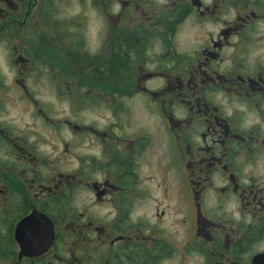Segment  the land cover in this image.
Masks as SVG:
<instances>
[{
  "label": "flooded vegetation",
  "instance_id": "af4514ba",
  "mask_svg": "<svg viewBox=\"0 0 264 264\" xmlns=\"http://www.w3.org/2000/svg\"><path fill=\"white\" fill-rule=\"evenodd\" d=\"M57 2L67 0H0V58L6 48L7 70L32 72L20 50H33L36 36L73 65L88 61L83 25L64 29ZM90 2L110 24L117 5L119 16L128 10L133 23L108 27L94 58V80L108 85L96 92L107 98L113 122L95 133V153L75 175L54 183L37 173L34 143L0 121V264H264V0ZM195 24L204 26L202 37L192 35ZM136 102L161 121L167 180L176 194L167 180L144 177L152 139L130 132L127 114ZM95 173V206L109 215L72 221V213L68 222L67 197ZM148 183L163 201L174 199L173 209L159 203L152 219L140 212ZM170 210L167 236L161 226ZM36 211L55 231L39 256L29 231L26 237L20 228ZM65 222L74 226L64 237Z\"/></svg>",
  "mask_w": 264,
  "mask_h": 264
},
{
  "label": "rangeland",
  "instance_id": "374dc122",
  "mask_svg": "<svg viewBox=\"0 0 264 264\" xmlns=\"http://www.w3.org/2000/svg\"><path fill=\"white\" fill-rule=\"evenodd\" d=\"M155 2L157 6L163 4V0H155ZM57 3L60 12L57 19L63 24L64 29L76 27L69 26L71 22L83 25V39L86 43L85 51L88 53V61L81 65H73L67 62L57 49L47 51L46 47H41L39 40L36 39L37 36L32 43L33 50L24 49V45L20 50L21 57H29L32 61L31 73L26 71L27 68L22 69L21 66L18 74L7 70L9 57L6 48L2 47L3 58H0V69L3 73L0 81V121L12 126L20 136L34 143L38 158L37 173L46 176L47 179H53L54 183H57L62 175L64 178L75 175L79 167L83 165L82 161L86 162L95 153L94 146L97 142L94 138L95 133L103 134L102 132L107 130L106 125L113 122L106 102L107 98L98 97L99 92H96L98 87L106 92L108 85L96 83L94 80L92 72L98 60L94 58L103 47L108 27H133L130 11L125 10V14L122 17L119 16V13L123 11L121 5H117L119 9L114 15V23L110 24L107 16L92 10L90 0H67V2ZM195 26L196 28L190 26L192 35H195L194 38L202 37L205 33L204 26L198 24ZM40 27L43 29L44 25ZM185 30L189 31V28ZM189 36L183 39L186 45L192 43ZM137 103H134L132 107L138 111L135 109L131 114H127L130 116L129 129L132 134L143 133V136L146 135L152 139V145L144 157L146 163L144 177L153 175L159 183L167 180L170 175L166 172L169 152L168 148L163 147L165 136L161 121L157 115L145 111V106L141 104L139 106ZM160 162L165 164L160 166ZM99 176L98 173L88 176L81 186L72 190L73 195L67 197L68 222L82 220L85 217L95 218V220L105 219L109 215L110 212L105 207L95 206L96 198L91 183ZM167 181L169 190L176 194V188L171 180ZM50 183V187H54L53 182ZM154 186L148 183L147 198L140 205V212L145 213L150 219L154 217L159 203H163L166 209H173L174 206V199L172 202L163 201L162 195L153 188ZM68 191L70 192V189ZM168 205L171 208H168ZM178 209L181 214L184 213L182 208ZM72 213H76V215L73 214L76 218L71 221L69 219ZM167 214L161 229L163 227L164 235L170 236L174 211H167ZM68 222L63 223L61 227L64 237L72 231L74 226V224H67ZM88 264L91 262L89 261Z\"/></svg>",
  "mask_w": 264,
  "mask_h": 264
},
{
  "label": "water",
  "instance_id": "95a60500",
  "mask_svg": "<svg viewBox=\"0 0 264 264\" xmlns=\"http://www.w3.org/2000/svg\"><path fill=\"white\" fill-rule=\"evenodd\" d=\"M20 228L26 230V237H28L29 231V238L36 256L44 254L52 246L55 237L54 225L47 216L40 212L33 213L21 223ZM24 243H29L28 238L25 239ZM24 248H28V245L24 244Z\"/></svg>",
  "mask_w": 264,
  "mask_h": 264
},
{
  "label": "trees",
  "instance_id": "16d2710c",
  "mask_svg": "<svg viewBox=\"0 0 264 264\" xmlns=\"http://www.w3.org/2000/svg\"><path fill=\"white\" fill-rule=\"evenodd\" d=\"M57 210L59 209V204H58V206H57V208H56Z\"/></svg>",
  "mask_w": 264,
  "mask_h": 264
}]
</instances>
